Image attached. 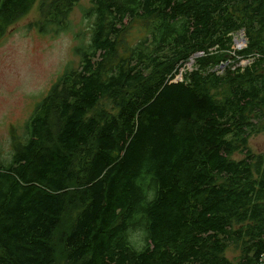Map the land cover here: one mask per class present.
Listing matches in <instances>:
<instances>
[{
    "label": "trees",
    "instance_id": "trees-1",
    "mask_svg": "<svg viewBox=\"0 0 264 264\" xmlns=\"http://www.w3.org/2000/svg\"><path fill=\"white\" fill-rule=\"evenodd\" d=\"M79 2L0 0V38L37 3L40 33L69 31ZM83 17L77 66L0 157V264H264V153L249 148L264 0H89Z\"/></svg>",
    "mask_w": 264,
    "mask_h": 264
},
{
    "label": "rangeland",
    "instance_id": "rangeland-1",
    "mask_svg": "<svg viewBox=\"0 0 264 264\" xmlns=\"http://www.w3.org/2000/svg\"><path fill=\"white\" fill-rule=\"evenodd\" d=\"M89 0H80L70 15L69 31L59 34L39 32L35 22L39 19V3L31 11L12 24L0 38V157H6L13 148L17 137L25 134L24 125L34 111L35 105L49 91L60 75L70 66H77L79 59L74 47L78 44L76 35L88 39L90 34L83 9ZM138 37L134 30L130 39ZM247 46L242 34L234 36V49ZM250 60H242L245 66ZM194 63H187L178 75L191 70ZM249 148L254 153H264V132L249 139ZM237 155V158H242ZM233 259L237 256L234 248L227 251Z\"/></svg>",
    "mask_w": 264,
    "mask_h": 264
},
{
    "label": "water",
    "instance_id": "water-1",
    "mask_svg": "<svg viewBox=\"0 0 264 264\" xmlns=\"http://www.w3.org/2000/svg\"><path fill=\"white\" fill-rule=\"evenodd\" d=\"M242 34H243V33H242ZM243 41L245 42V41H246V39L244 38V39H243ZM192 62H193V61H190V63H192Z\"/></svg>",
    "mask_w": 264,
    "mask_h": 264
}]
</instances>
